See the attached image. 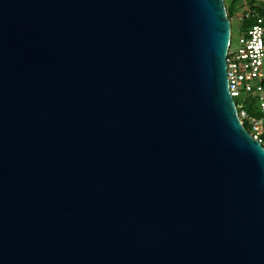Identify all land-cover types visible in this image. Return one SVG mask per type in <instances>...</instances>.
Returning <instances> with one entry per match:
<instances>
[{"label":"water","instance_id":"95a60500","mask_svg":"<svg viewBox=\"0 0 264 264\" xmlns=\"http://www.w3.org/2000/svg\"><path fill=\"white\" fill-rule=\"evenodd\" d=\"M230 38L224 0H0V264H264Z\"/></svg>","mask_w":264,"mask_h":264},{"label":"built area","instance_id":"2783aa9c","mask_svg":"<svg viewBox=\"0 0 264 264\" xmlns=\"http://www.w3.org/2000/svg\"><path fill=\"white\" fill-rule=\"evenodd\" d=\"M242 20L247 25H240L234 48L230 38L226 55L228 88L242 125L246 124L250 136L264 148V0L254 2L253 8L244 6ZM249 99L254 100L260 117L246 110Z\"/></svg>","mask_w":264,"mask_h":264},{"label":"rangeland","instance_id":"374dc122","mask_svg":"<svg viewBox=\"0 0 264 264\" xmlns=\"http://www.w3.org/2000/svg\"><path fill=\"white\" fill-rule=\"evenodd\" d=\"M224 3L226 11L232 3L234 4L233 13H231L230 15L227 14L231 24V45L234 48L236 46L238 37L241 34L240 25H247V22L245 20H242V9H244V1L235 0L234 3V0H224ZM236 101H239V99H236Z\"/></svg>","mask_w":264,"mask_h":264},{"label":"trees","instance_id":"16d2710c","mask_svg":"<svg viewBox=\"0 0 264 264\" xmlns=\"http://www.w3.org/2000/svg\"><path fill=\"white\" fill-rule=\"evenodd\" d=\"M237 1V0H236ZM240 1H244V6H248L250 8H253L254 6V2H256L257 0H240ZM235 3V0H234ZM234 4L232 3L228 8H227V14L230 15L231 13H233L234 11ZM246 110L248 111V113L252 116L255 117H260L262 114L260 112V110H258V108L256 107V104L254 102L253 99H249L246 101V105H245ZM245 127L246 124H244Z\"/></svg>","mask_w":264,"mask_h":264}]
</instances>
